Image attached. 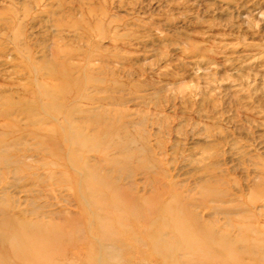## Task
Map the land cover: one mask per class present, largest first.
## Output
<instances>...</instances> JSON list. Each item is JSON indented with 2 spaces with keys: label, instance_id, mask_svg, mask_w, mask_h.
<instances>
[{
  "label": "rangeland",
  "instance_id": "1",
  "mask_svg": "<svg viewBox=\"0 0 264 264\" xmlns=\"http://www.w3.org/2000/svg\"><path fill=\"white\" fill-rule=\"evenodd\" d=\"M0 264H264V0H0Z\"/></svg>",
  "mask_w": 264,
  "mask_h": 264
}]
</instances>
